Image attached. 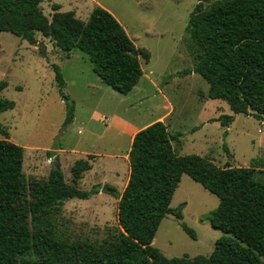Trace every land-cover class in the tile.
<instances>
[{"label":"trees","instance_id":"16d2710c","mask_svg":"<svg viewBox=\"0 0 264 264\" xmlns=\"http://www.w3.org/2000/svg\"><path fill=\"white\" fill-rule=\"evenodd\" d=\"M45 1L51 0H0V33L9 32L30 45H35L39 33L67 57L79 49L103 84L127 95L143 75L139 57L144 53L114 16L97 7L83 22L71 11L58 12L60 6L52 4L49 20L41 10ZM196 1L188 24L197 48L196 63L188 72L208 84V99L228 105L232 115L215 121L227 128L233 115L263 122L264 0ZM51 67L61 90L59 68ZM6 86L0 82V91ZM64 100L67 125L73 119V103ZM14 107V102L0 99V114ZM0 134L4 137L0 140V264H263L264 182L254 179L255 163L233 167L226 162L218 167L208 156H178L173 147L178 136L156 121L132 139L129 176L121 192L100 184L81 191L78 182L91 168L87 161L75 162L71 184L64 180L58 157L45 181L27 183L23 148L9 141L1 124ZM183 175L217 197L210 224L222 235L208 256L166 259L152 242L165 217L182 220V208L171 209L170 203ZM99 192L117 200L116 234L100 243L58 235L55 217L64 203L89 200ZM182 228L194 237L184 223Z\"/></svg>","mask_w":264,"mask_h":264},{"label":"rangeland","instance_id":"374dc122","mask_svg":"<svg viewBox=\"0 0 264 264\" xmlns=\"http://www.w3.org/2000/svg\"><path fill=\"white\" fill-rule=\"evenodd\" d=\"M52 4L60 6V13L76 11L83 22L95 8L107 10L144 53L139 57L144 75L136 90L123 95L100 81L88 56L79 49L67 57L39 33L35 45L9 32L0 33V82L7 83L0 99L15 103L13 110L0 114V124L9 141L23 148L27 183L45 181L58 157L67 184H71L75 162L85 160L91 170L82 174L79 190L108 184L120 192L129 176L128 139L114 122L120 119L136 128L157 117L178 136L173 142L178 156H208L218 167L226 162L233 167L255 163L254 179L264 182V121L233 115L228 128L222 126L215 119L232 115L228 105L208 99V84L188 72L196 63L197 48L188 28L196 0H51L41 4L49 20ZM210 4L204 3L203 9ZM39 43L46 48L45 55ZM52 65L59 68L64 83L61 90ZM64 99L73 103V119L67 125ZM100 195L66 201L55 217L57 234L92 243L111 239L118 228L117 200L106 193ZM217 205L216 196L183 175L170 203L171 209L182 208V220L165 217L152 247L166 259L208 256L222 235L210 224ZM183 223L194 237L184 231Z\"/></svg>","mask_w":264,"mask_h":264},{"label":"crops","instance_id":"0c3cea01","mask_svg":"<svg viewBox=\"0 0 264 264\" xmlns=\"http://www.w3.org/2000/svg\"><path fill=\"white\" fill-rule=\"evenodd\" d=\"M49 4H50V2L49 1H47ZM60 10V9H59ZM59 12V11H58ZM71 12H73L74 13V15H75V17L77 18V12L76 11H71ZM144 75V74H143ZM101 81V80H100ZM102 82V81H101ZM138 84V83H137ZM136 84V85H137ZM136 88H137V86L136 87H134L130 92H133L134 90H136ZM140 91V90H139ZM95 115L96 116H98L96 113H94V117H95ZM96 118V117H95ZM97 119V118H96ZM217 119V118H216ZM156 121H161V122H163L165 125H166V123L163 121V119L162 118H159V117H157L155 120H153L152 122H150V123H148V124H146V125H144V126H141V127H136V128H134L132 125H130V123H125L124 121H122V120H120V119H116V121L114 122V124L115 123H117L118 124V126L123 130V132H124V135H122V136H126L127 137V139H128V148H127V154H126V162H127V164L129 165V161H128V152H129V150H130V147H131V143H132V139H133V137H134V135L139 131V130H141V129H143V128H145V127H147L148 125H150V124H152V123H154V122H156ZM166 128H167V131L170 133V130L168 129V126L166 125ZM62 152H63V150H61ZM94 154H96V153H94ZM97 155V154H96ZM98 155H99V153H98ZM112 157V155L110 156V158ZM109 158V157H108ZM90 165V164H89ZM90 167H91V165H90ZM89 170H91V168L89 169ZM88 170V171H89ZM129 170V169H128ZM127 179V178H126ZM128 180V179H127ZM81 181V180H80ZM125 182L127 183V181L125 180ZM101 185V184H100ZM103 185H108V184H103ZM102 185V186H103ZM123 190V189H122ZM121 190V191H122ZM120 191V192H121ZM101 193H103V192H99L97 195H100ZM96 196V195H95ZM101 196V195H100ZM94 196H92L91 198H93ZM90 198V199H91Z\"/></svg>","mask_w":264,"mask_h":264},{"label":"water","instance_id":"95a60500","mask_svg":"<svg viewBox=\"0 0 264 264\" xmlns=\"http://www.w3.org/2000/svg\"><path fill=\"white\" fill-rule=\"evenodd\" d=\"M38 46H39L40 50L42 51V54L45 55V53H46V48L44 47V45L41 44V43H39Z\"/></svg>","mask_w":264,"mask_h":264}]
</instances>
